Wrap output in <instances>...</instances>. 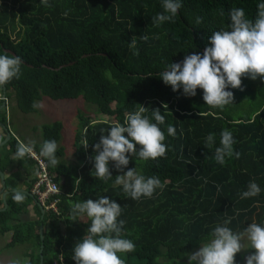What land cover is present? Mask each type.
I'll return each mask as SVG.
<instances>
[{"label": "trees", "instance_id": "1", "mask_svg": "<svg viewBox=\"0 0 264 264\" xmlns=\"http://www.w3.org/2000/svg\"><path fill=\"white\" fill-rule=\"evenodd\" d=\"M257 3L183 0L173 21L155 24L151 17L162 11L161 0H0V51H12L24 61L19 78L0 86L5 87L6 100H15L22 113L33 114L37 112L33 102L43 98H82L103 117L79 116L72 151L76 161L48 165L60 193L42 206L45 214L34 196L25 193L20 203L12 199L13 189L23 185L31 193L38 167L27 156L12 159L20 142L14 136L9 141L0 171L6 173L13 162L17 165L16 171L5 176L8 196L5 210L0 198V235L11 234L7 249L26 245L21 264H41L42 244L43 264H75L72 251L89 221L87 217L72 221L71 205L100 195L122 207L120 219L126 221L122 235L136 245L123 255L126 264L185 261L208 239L211 229L228 217V226L237 232L248 223H264V81L242 77L241 88L232 89V103L220 109L203 101L201 89L195 96H184L159 77L166 64L182 61L193 52L203 53L208 35L228 27L233 8L241 7L247 18L255 19ZM247 99L250 108H246ZM140 105L149 116L154 108L165 115L161 128L169 147L164 156L147 162L130 156L127 168L158 176L165 185L151 197L133 200L113 183L122 174L114 162H109L112 179L91 174L92 146L99 142L102 129L123 123L125 114ZM168 125L175 127L174 136L167 134ZM63 128L60 121L42 125V142L55 139L59 144ZM225 128L232 131L240 157H226L221 165L214 153ZM209 133L215 135V143L205 146ZM40 144L33 145L38 153ZM57 156L64 158L63 147L57 148ZM253 180L260 193L241 199L240 193ZM56 200V210L47 209ZM32 211L35 216L30 218ZM252 251L249 247V254ZM246 257L242 251L236 253V264H244Z\"/></svg>", "mask_w": 264, "mask_h": 264}, {"label": "clouds", "instance_id": "2", "mask_svg": "<svg viewBox=\"0 0 264 264\" xmlns=\"http://www.w3.org/2000/svg\"><path fill=\"white\" fill-rule=\"evenodd\" d=\"M182 4L183 0H161L162 11L151 17L152 22L173 21ZM229 21L227 28L208 35L203 53L193 52L185 55L182 61L166 64L159 72L163 83L170 85L174 92L182 90V94L188 97L195 96L199 88L208 106L223 109L233 101L232 89L241 88L242 77L264 81V0H258L255 19L247 18L245 10L237 7L229 12ZM197 23H200V18H197ZM23 63L19 55L0 51V86L13 78L18 79ZM32 107L42 108L43 103L34 101ZM146 112L147 108L142 105L127 112L123 123L117 122L106 130L102 129L99 142L92 146L91 174L105 181L112 179L109 162H114L122 174L116 175L113 183L122 186L125 196L133 200L151 197L156 189L165 187L158 176H145L136 167L127 168L130 156L147 162L164 156L169 147L164 143L165 131L161 128L165 115L159 108L152 109L150 116ZM105 131L107 134H103ZM166 131L169 136L176 134L172 125H168ZM214 143L215 135L209 133L205 146ZM235 143L232 131L223 129L220 144L215 148L216 162L223 165L226 157L238 159L240 152L234 149ZM83 146L87 147L88 142ZM57 148L55 139H45L39 146V155L49 166L56 167L61 163ZM32 152L31 142H21L17 144L13 158L22 160ZM260 191V186L253 180L240 196L246 199L257 196ZM12 199L17 203L23 202L25 193L21 189H13ZM121 212V205L107 195L72 203L71 220L80 221V218L87 217L89 221L72 251L71 258L75 264H126L123 255L133 251L136 245L122 235L126 221L120 219ZM230 223L231 217L217 223L208 239L199 243L198 250L188 254V264H236L235 254L244 249L245 240L254 251L246 257L244 264H264V223H248L239 232L233 231L228 226ZM11 264H20V261L13 260Z\"/></svg>", "mask_w": 264, "mask_h": 264}, {"label": "rangeland", "instance_id": "3", "mask_svg": "<svg viewBox=\"0 0 264 264\" xmlns=\"http://www.w3.org/2000/svg\"><path fill=\"white\" fill-rule=\"evenodd\" d=\"M248 99L246 108H250V102ZM38 102L43 103L42 108H37L36 113L24 114L18 109L16 101H10L11 106L8 108L7 121H9V123L11 121L10 125H12L11 130L13 133L11 136H14L18 140L20 139V142H31L33 145H38L42 142L41 126L60 121L64 125V130L62 131V139L58 147H63L65 150V156L62 161H60L63 164L71 165L76 161L73 157L72 150L74 135L81 125L79 116L86 118L89 117L95 120H103V117L97 115L98 112L96 106L87 103L82 98L63 101H54L49 98H43V100ZM10 237L11 234L9 233L5 237L0 235V264H11L13 260H19L21 264L25 262L23 253L24 248L27 247L26 245H18L13 249H7L6 244L8 240H10ZM241 251L247 256L250 255L248 252L249 245L246 240L244 241V249H241ZM175 264H188V259Z\"/></svg>", "mask_w": 264, "mask_h": 264}, {"label": "built area", "instance_id": "4", "mask_svg": "<svg viewBox=\"0 0 264 264\" xmlns=\"http://www.w3.org/2000/svg\"><path fill=\"white\" fill-rule=\"evenodd\" d=\"M27 157L28 159L33 160L38 167V173L36 175L37 180L33 186L31 193L38 200L41 206L46 207L49 197L59 194L60 188L50 174L45 158L41 157L35 150H33L31 154H28ZM56 203L57 200L54 201V203H52L50 207L48 206L47 209H55Z\"/></svg>", "mask_w": 264, "mask_h": 264}, {"label": "crops", "instance_id": "5", "mask_svg": "<svg viewBox=\"0 0 264 264\" xmlns=\"http://www.w3.org/2000/svg\"><path fill=\"white\" fill-rule=\"evenodd\" d=\"M2 100H4L5 102H3V103H1V101ZM10 101L11 100H6V93H4V88H3V90H2V88L0 87V158L2 157V156H4V154H6L7 152H8V149H9V145H8V143H9V141L12 139V136H11V134H13L12 133V130H11V126L12 125H10L11 124V121H10V123H9V121H7V118H6V120L3 118V114H5V116L7 117V112H8V108H10V106H11V104H10ZM15 101V100H14ZM8 102H9V104H8ZM17 105V104H16ZM63 130H64V128H63ZM10 134V139H8L7 140V137H8V135ZM21 138V137H20ZM17 139V138H16ZM18 140V139H17ZM19 142H20V139L18 140ZM21 143V142H20ZM60 144V143H59ZM58 144V145H59ZM73 151V150H72ZM14 155H15V153H13L12 155H11V158L12 159H14L13 157H14ZM59 158V160H61L62 161V158H60V157H58ZM17 162H13L9 167H8V169H7V172L6 173H4V176H6L7 174H10V173H12V172H14V171H16V164ZM60 164H62V163H59L58 165H60ZM57 165V166H58ZM2 188H3V185H2V182H1V177H0V191L2 190ZM25 189V187H24V185L22 186V188H21V190H23V191H26V190H24ZM4 192H7L6 191V189H5V191ZM8 196V195H7ZM0 198H2L3 199V195L2 194H0ZM7 198V197H6ZM3 201H4V199H3ZM35 215L33 214V211L31 212V215H30V218H33ZM7 236V235H6Z\"/></svg>", "mask_w": 264, "mask_h": 264}, {"label": "water", "instance_id": "6", "mask_svg": "<svg viewBox=\"0 0 264 264\" xmlns=\"http://www.w3.org/2000/svg\"><path fill=\"white\" fill-rule=\"evenodd\" d=\"M5 52H6L7 54L16 55L14 52L9 51V50H5ZM59 69H60V68H59ZM3 88H4V93H5V87H3ZM8 139H10V135H8L7 140H8ZM0 177H1V182H2V185H3V188H2V190L0 191V194L3 195L4 204H5V208H4V210H5V209H6V206H7V203H6V197H7V195H8V192H4L5 189H6V186H5V176H4V173H2L1 171H0ZM22 191H23V190H22ZM23 192L26 193V194H28V195H30L31 197H33L31 193H29V192H27V191H23ZM39 206H40V205H39ZM40 209H41L42 213L45 214L44 208H43L42 206H40ZM40 234H41V240L43 241V240H44V236H43V234H44V227H43V226H41V228H40ZM42 250H43V244L41 245V251H40V253H41V264H43Z\"/></svg>", "mask_w": 264, "mask_h": 264}, {"label": "bare ground", "instance_id": "7", "mask_svg": "<svg viewBox=\"0 0 264 264\" xmlns=\"http://www.w3.org/2000/svg\"><path fill=\"white\" fill-rule=\"evenodd\" d=\"M10 135V134H9ZM27 156V155H26ZM28 158V157H27Z\"/></svg>", "mask_w": 264, "mask_h": 264}]
</instances>
